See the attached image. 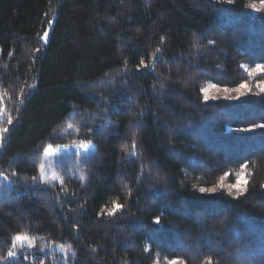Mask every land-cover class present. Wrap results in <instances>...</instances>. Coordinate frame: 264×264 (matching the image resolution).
Returning <instances> with one entry per match:
<instances>
[{
  "label": "trees",
  "instance_id": "trees-1",
  "mask_svg": "<svg viewBox=\"0 0 264 264\" xmlns=\"http://www.w3.org/2000/svg\"><path fill=\"white\" fill-rule=\"evenodd\" d=\"M257 65L264 0H0V264H264V92L202 91Z\"/></svg>",
  "mask_w": 264,
  "mask_h": 264
},
{
  "label": "rangeland",
  "instance_id": "rangeland-1",
  "mask_svg": "<svg viewBox=\"0 0 264 264\" xmlns=\"http://www.w3.org/2000/svg\"><path fill=\"white\" fill-rule=\"evenodd\" d=\"M54 20L51 23V26L47 29L48 33V38L47 42H45L43 39L42 41L47 44L49 41V37L52 31V26H53ZM247 72L251 75L257 76L260 74L262 71H257L256 68H247ZM247 85V84H246ZM261 86H264V84H254V85H247V88L245 89H240L237 91V89L240 88H224V87H219L214 85L213 83H209L204 90H206L208 99L209 100H218V99H229V100H236L239 99L240 97L248 94V93H254V94H261L263 93L261 91ZM204 99H205V91H203ZM206 100V99H205ZM2 107L0 106V112H2ZM3 113V112H2ZM75 129L73 127L68 126L66 131L67 132H72ZM6 133V132H5ZM3 133V136L4 134ZM3 149V142L2 146H0V154ZM47 152L45 151L44 157L42 159L41 165L44 166V176L41 178V169L39 173V179L45 183L49 184H57L62 182V176L59 171V167L61 164L66 160V158L73 156V155H79L82 157H88L93 153V148L88 147V146H83V145H72V146H66V147H47ZM3 177L1 178V181L5 185H9V181H6ZM244 178L241 179V183L237 187H229L230 193L233 195H238L241 194L244 191V184L243 183ZM6 181V182H5ZM237 184V183H236ZM235 184V185H236ZM23 237V236H22ZM31 241L28 239L27 241H22V240H14L15 247H12V252H15L14 256H9V258H17L19 255H21L24 251V248L28 247V242ZM32 243V241H31ZM54 251H61L62 249H53ZM169 264V263H168Z\"/></svg>",
  "mask_w": 264,
  "mask_h": 264
},
{
  "label": "snow or ice",
  "instance_id": "snow-or-ice-1",
  "mask_svg": "<svg viewBox=\"0 0 264 264\" xmlns=\"http://www.w3.org/2000/svg\"><path fill=\"white\" fill-rule=\"evenodd\" d=\"M228 3H232V0H227ZM253 7H255V5H253ZM47 38H48V33L45 32L43 37H41V39H43L45 42H47ZM211 43V42H210ZM157 52H159V49H157ZM141 65H143L144 67H148V65H145L144 64V61L141 60L140 61ZM257 71H264V67H262L261 65H257ZM247 88V85L246 84H241L240 85V88L237 89V91H239L240 89H245ZM202 91H205V99L207 100L208 99V96H207V93H206V90H202ZM261 91L264 92V86H261ZM8 123H12V120L11 118L9 117L8 119ZM71 127V126H70ZM259 127H262L264 128V124L262 125H259ZM8 130L7 129H0V146H2V142H3V133L7 132ZM245 131H247V129H245ZM47 152V150H46ZM133 155H135V152L132 153ZM41 178H43L44 176V166L41 165ZM242 167H247V165H242ZM225 175H228L227 173ZM243 177V172L239 173L238 174V177H237V184L236 185H233V187H237L240 183H241V179ZM5 180H7V177H3ZM33 179L35 180V177H33ZM223 179V178H221ZM62 183V182H61ZM243 183H247L246 180H243ZM216 187H212V188H200L199 191L201 193H204V192H211V193H214L216 192ZM120 208H122V205L116 203L115 201H113V206L109 209H107V215L111 216V215H114L115 212L117 210H119ZM155 223L156 224H160V217L157 216L156 219H155ZM16 240H22V241H27L28 240V237L27 236H17L16 237ZM13 247H15V244H13ZM28 247L31 248L32 247V243L31 241L28 242ZM146 251L148 250L147 248L145 249ZM15 255V252H12V251H9V256H14ZM169 264H183L182 261H178V259H172L171 261H169ZM209 264H211V261L209 262Z\"/></svg>",
  "mask_w": 264,
  "mask_h": 264
}]
</instances>
